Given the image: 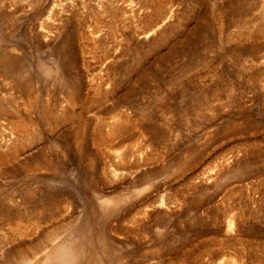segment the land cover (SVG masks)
Returning a JSON list of instances; mask_svg holds the SVG:
<instances>
[{
	"label": "rangeland",
	"instance_id": "rangeland-1",
	"mask_svg": "<svg viewBox=\"0 0 264 264\" xmlns=\"http://www.w3.org/2000/svg\"><path fill=\"white\" fill-rule=\"evenodd\" d=\"M0 155V264H264V0H0Z\"/></svg>",
	"mask_w": 264,
	"mask_h": 264
},
{
	"label": "bare ground",
	"instance_id": "bare-ground-1",
	"mask_svg": "<svg viewBox=\"0 0 264 264\" xmlns=\"http://www.w3.org/2000/svg\"><path fill=\"white\" fill-rule=\"evenodd\" d=\"M149 26V25H148ZM157 30V29H156ZM155 30V31H156ZM159 30V29H158ZM71 101L73 100V99H70ZM70 101V102H71ZM7 143L9 142V141H6ZM5 142V143H6ZM3 160V156H1L0 155V162ZM56 209V208H55ZM5 220V219H4ZM1 223V222H0ZM40 221L39 220H33V221H31V224H32V226L33 227H35V226H39L40 225ZM17 230H21V232L23 231V226H22V223H18L17 224ZM24 228H26V226L24 227ZM29 228V227H28ZM47 237V236H46ZM52 242V241H51ZM48 243V242H47ZM34 247V246H33ZM40 249V248H39ZM29 251H30V249H28ZM33 250V249H32ZM75 250H76V253H77V256H79L82 252H83V249L81 248V250H79V248H76L75 247ZM18 251V250H17ZM35 251L37 252V250H34V253H35ZM39 251V250H38ZM43 252V251H45V250H41L40 249V252ZM16 252V251H15ZM40 252L39 253H33V252H31V254L33 253L35 256H34V259H33V257H32V259H31V254H29L28 253V255H27V252H26V254H24V251H23V253H21V252H16V254H14L15 255V257L14 258H20L19 260H21V263L20 264H26V263H33L34 261H35V257H37L39 254H40ZM47 252V251H46ZM66 252H67V250H65L64 249V247L63 246H61V247H57L55 250H53V251H51V252H49V253H46V255L44 254V255H42L43 257L40 259V262L38 263V264H49L50 262H56L57 260L59 261L60 260V262H66V264H67V261H68V252H67V255H65L66 254ZM32 254V255H33ZM17 258V259H18ZM69 261H70V259H69ZM37 262H38V259H37ZM70 263H71V261H70ZM69 262H68V264H70ZM72 264V263H71Z\"/></svg>",
	"mask_w": 264,
	"mask_h": 264
}]
</instances>
